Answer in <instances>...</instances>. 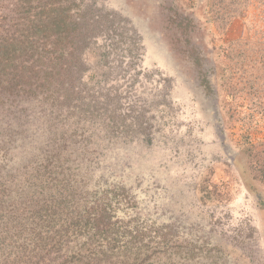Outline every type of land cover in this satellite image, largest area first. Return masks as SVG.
<instances>
[{"label":"rangeland","instance_id":"obj_1","mask_svg":"<svg viewBox=\"0 0 264 264\" xmlns=\"http://www.w3.org/2000/svg\"><path fill=\"white\" fill-rule=\"evenodd\" d=\"M83 1L106 21L98 45L113 55L85 63L93 79L79 99L103 98L110 128L124 125L113 139L98 116L79 124L80 140L96 139L55 188L84 201L118 193L116 217L152 237V264H264V0ZM18 6L0 0V23L27 13Z\"/></svg>","mask_w":264,"mask_h":264},{"label":"trees","instance_id":"obj_2","mask_svg":"<svg viewBox=\"0 0 264 264\" xmlns=\"http://www.w3.org/2000/svg\"><path fill=\"white\" fill-rule=\"evenodd\" d=\"M14 1L27 13L0 23V110L9 114L7 128L0 113V264H22L25 255L27 264H152V237L145 242L149 234L134 230V220L116 217L118 193L84 201L87 193L75 192L78 200L68 186L55 188L54 175L79 174L81 148L96 139L97 129L80 140L79 124L98 116L113 139L124 125L119 115L110 128L113 116L100 115L109 109L103 98L79 99L93 79L85 63L101 69L113 55V47L98 45L106 21L83 0ZM6 28L19 38L8 42Z\"/></svg>","mask_w":264,"mask_h":264}]
</instances>
